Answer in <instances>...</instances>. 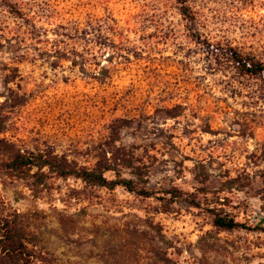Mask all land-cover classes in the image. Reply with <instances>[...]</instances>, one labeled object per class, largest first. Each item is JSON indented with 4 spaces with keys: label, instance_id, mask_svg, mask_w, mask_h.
Listing matches in <instances>:
<instances>
[{
    "label": "rangeland",
    "instance_id": "374dc122",
    "mask_svg": "<svg viewBox=\"0 0 264 264\" xmlns=\"http://www.w3.org/2000/svg\"><path fill=\"white\" fill-rule=\"evenodd\" d=\"M187 5L193 19L180 0H0V164L115 153L202 203L0 171L30 264H264V79L225 52L264 59V0ZM215 204L252 228L213 226Z\"/></svg>",
    "mask_w": 264,
    "mask_h": 264
},
{
    "label": "trees",
    "instance_id": "16d2710c",
    "mask_svg": "<svg viewBox=\"0 0 264 264\" xmlns=\"http://www.w3.org/2000/svg\"><path fill=\"white\" fill-rule=\"evenodd\" d=\"M180 2L182 3L184 16L193 19V14L187 5L188 0H180ZM225 52L230 55L241 74L264 79L263 58L246 53L238 47H230ZM177 115L179 113L172 114V116ZM120 121L125 126L131 123V119H120ZM110 144L113 146L114 140L110 141ZM112 155L113 157L108 159L103 154L94 166L89 167L70 160L65 154L18 150L12 151L3 159L0 164V171L6 176L31 179L35 185L45 183L52 176L73 177L86 184L109 189L122 186L130 192L146 197H153L160 192H164L170 194L171 199L177 202L184 201L191 206H201V200L195 193L183 192L177 188L162 191L149 187L144 172L135 165L132 158L115 155V153ZM123 169L129 170V172L123 174ZM108 172H112L113 177L108 176ZM156 198L165 200V197ZM212 206L208 209V212L211 215L213 226L223 230L252 228L251 225L238 220L227 211L219 209L218 204ZM253 228L264 230V226L260 224L255 225ZM31 261L32 253L28 249L25 229L17 222L16 217H11V215L5 213V208L0 200V264H30Z\"/></svg>",
    "mask_w": 264,
    "mask_h": 264
}]
</instances>
